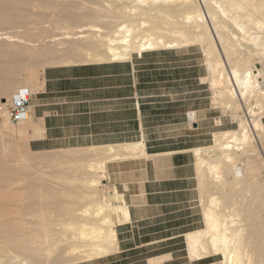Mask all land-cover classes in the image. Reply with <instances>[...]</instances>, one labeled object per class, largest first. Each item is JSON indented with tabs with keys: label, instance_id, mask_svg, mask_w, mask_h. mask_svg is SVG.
<instances>
[{
	"label": "bare ground",
	"instance_id": "6f19581e",
	"mask_svg": "<svg viewBox=\"0 0 264 264\" xmlns=\"http://www.w3.org/2000/svg\"><path fill=\"white\" fill-rule=\"evenodd\" d=\"M193 45L205 54L215 100L232 119L239 108L246 117L190 149L203 226L184 234L188 257L264 264L256 245L264 240V114L252 111L264 108V0H0V264H78L117 252L116 225L129 207L116 186L101 188L103 176L152 156L143 139L32 150V104L10 123L12 93L27 87L32 98L47 66Z\"/></svg>",
	"mask_w": 264,
	"mask_h": 264
},
{
	"label": "crops",
	"instance_id": "0c3cea01",
	"mask_svg": "<svg viewBox=\"0 0 264 264\" xmlns=\"http://www.w3.org/2000/svg\"><path fill=\"white\" fill-rule=\"evenodd\" d=\"M137 65L131 58L45 67L43 89L31 98V116L39 128L33 130L30 149L51 150L133 141L141 132L140 125L146 128L142 112L152 106L144 105L158 102L156 98H142L162 95L138 93L140 69ZM185 112V109L180 112L183 119ZM262 121L264 123V116ZM195 124L192 126L195 130L202 127L198 120ZM143 136L145 150L152 156L144 160L138 191L121 192L129 207V220L116 225L120 252L154 245L183 234L168 235L160 231L167 229L166 226L172 228L188 221L186 217L191 215L195 200L191 147L184 144V139L169 144L167 141L157 142L160 137L149 138L146 131ZM162 255L164 253L150 255L148 264L160 261Z\"/></svg>",
	"mask_w": 264,
	"mask_h": 264
},
{
	"label": "rangeland",
	"instance_id": "374dc122",
	"mask_svg": "<svg viewBox=\"0 0 264 264\" xmlns=\"http://www.w3.org/2000/svg\"><path fill=\"white\" fill-rule=\"evenodd\" d=\"M132 58L136 60L138 63L137 66L140 69L138 72L140 79L138 93L162 94L160 96L142 98V100H154L156 98L155 100H158V102L146 103V105H144L152 106V108H148L142 112L144 115L142 119H144L145 122L143 126L146 128L144 129L142 125H140L139 130H141V132H139L133 140L143 139V133L146 131L149 138L160 137L157 142L167 141L170 144L171 141L184 139V144L191 148L194 146L209 145L212 142L211 139L214 131L234 128L237 126L239 116L243 118L246 117L243 116L244 113L241 108H239L237 119H232L231 115L222 107L221 103H219L220 101L217 100V97L216 100L218 102L215 100L213 96L215 95V93H213L214 89L210 84V79H208L209 72L205 62V54L198 45L187 46L180 49H160L145 52L142 57H138V55L134 53ZM256 65L261 67V63L259 62H256ZM263 78L264 77L261 76L260 80ZM262 85L264 86V84ZM176 99H179V101H176ZM165 100L169 101L166 102ZM177 103H179V106H177ZM182 103L183 106H180ZM256 107L252 111L254 112L255 110L254 113H256L257 116L259 114L262 116L264 114V108ZM182 109H185V111L195 110L196 120L200 122L202 127L195 130L192 128L193 125H188L180 113ZM190 149L189 152L193 155ZM127 162L124 161L120 165L122 170H120L117 175L114 176L110 173L103 176L102 183L106 184L104 186L102 185L101 188L104 189L106 193L112 192L114 185L120 192H123V190H127L131 193L138 191L140 173L144 162L142 161V164L141 162ZM107 166L110 168V164ZM196 183L197 178L195 176V185H197ZM194 192L195 200L192 202V209H190L191 215L186 217V219L189 220L179 223V226L177 225L176 227L170 228L171 226H166L167 229L160 231L161 234L173 235L180 232L185 233V231L187 232L203 226L197 186ZM260 209L261 203L259 200H256L254 218L261 221L262 218H258ZM260 229L264 230V225ZM262 232L264 231H261V233ZM183 234H178L166 241L154 245L133 247L123 252H120L119 249L117 252L108 256L78 264H148L147 257L157 253H164V255H162L160 261L153 262L152 264H208L211 261H216L221 258L220 255H214L203 260H191V258L188 257ZM135 240H137V237H135ZM261 240H263V238H260V241ZM257 242H253V246L256 243L257 246H259L258 244H260V246H262L261 244L264 245V240L262 242ZM262 247L264 248V246ZM263 248L262 250H264ZM259 253L257 251L254 252L253 256L259 258L261 257L259 256L261 253Z\"/></svg>",
	"mask_w": 264,
	"mask_h": 264
},
{
	"label": "built area",
	"instance_id": "2783aa9c",
	"mask_svg": "<svg viewBox=\"0 0 264 264\" xmlns=\"http://www.w3.org/2000/svg\"><path fill=\"white\" fill-rule=\"evenodd\" d=\"M30 102L31 94L29 89L27 87L17 88L12 93L7 103L8 121L12 124H16L20 120L26 118L29 113L28 106ZM195 115V110H187L185 112V121L188 125L192 126L197 122Z\"/></svg>",
	"mask_w": 264,
	"mask_h": 264
},
{
	"label": "water",
	"instance_id": "95a60500",
	"mask_svg": "<svg viewBox=\"0 0 264 264\" xmlns=\"http://www.w3.org/2000/svg\"><path fill=\"white\" fill-rule=\"evenodd\" d=\"M194 126H196V124H194Z\"/></svg>",
	"mask_w": 264,
	"mask_h": 264
}]
</instances>
